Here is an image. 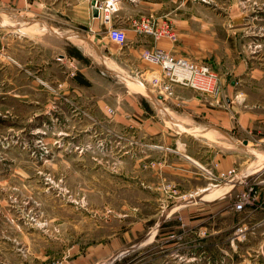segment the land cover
I'll return each mask as SVG.
<instances>
[{"label":"rangeland","instance_id":"1","mask_svg":"<svg viewBox=\"0 0 264 264\" xmlns=\"http://www.w3.org/2000/svg\"><path fill=\"white\" fill-rule=\"evenodd\" d=\"M199 1L219 58L225 44L234 67L264 68V0ZM2 18L0 264H264V168L247 176L264 147L197 142L127 76L72 88L75 68L32 67L31 27ZM262 81L245 94L260 104ZM249 188L255 206L236 210Z\"/></svg>","mask_w":264,"mask_h":264},{"label":"crops","instance_id":"2","mask_svg":"<svg viewBox=\"0 0 264 264\" xmlns=\"http://www.w3.org/2000/svg\"><path fill=\"white\" fill-rule=\"evenodd\" d=\"M90 1L0 0V9L3 18L6 12L7 20L13 18L19 24L31 27V37L18 35L31 40L32 49L39 51L33 54L39 59L33 61L32 67L75 68L77 74L70 82L72 88L80 89L91 83L89 75L93 70H107L118 79L127 76L133 86L159 99L168 116L181 124L183 133L197 142L201 137H208L207 141L214 144L217 142L211 137L232 140L241 137L243 139H239L246 146L264 147L259 141L264 136V103L245 96L259 92L264 68L234 67L225 44V57L219 58L217 20L209 15L210 5L199 0H119L111 21L112 26L125 35V43L118 46L107 41L104 28L92 16ZM144 19L151 20L156 28L168 29L172 38L162 36L153 41L149 36L137 33L134 27ZM151 48L206 64L220 77V96L216 99L196 97L192 91L180 87H174L169 94L157 92L146 82L156 67L140 60L141 52ZM238 86L241 89L235 92ZM139 90L134 93L140 95ZM182 157L192 162L188 156ZM261 167L247 176L259 177L264 165ZM260 181L264 184L263 179ZM256 216L258 214L254 213L252 217L255 218H249V231L259 232L257 227L262 219ZM259 235L264 236V233Z\"/></svg>","mask_w":264,"mask_h":264},{"label":"built area","instance_id":"3","mask_svg":"<svg viewBox=\"0 0 264 264\" xmlns=\"http://www.w3.org/2000/svg\"><path fill=\"white\" fill-rule=\"evenodd\" d=\"M119 0H95L91 6L96 10V19L104 28L105 37L109 43L122 46L125 43V35L120 29L111 24L112 17L117 11ZM134 30L158 40L162 36H170L168 29L156 28L149 19L141 20ZM172 38V37H171ZM140 60L156 67L153 75L146 78L147 84L157 92L169 94L174 87L188 89L196 97L216 99L220 96L219 77L205 64L195 63L181 57L172 55L151 48L140 54ZM264 145V136L259 140ZM261 181L255 184H260ZM257 190L249 188L247 194L240 196L241 203L235 205L236 210H243L245 207H254L256 204Z\"/></svg>","mask_w":264,"mask_h":264},{"label":"water","instance_id":"4","mask_svg":"<svg viewBox=\"0 0 264 264\" xmlns=\"http://www.w3.org/2000/svg\"><path fill=\"white\" fill-rule=\"evenodd\" d=\"M95 4V0H91L90 1V5L93 6ZM97 13H96V10L93 8L92 10V16L93 17H96Z\"/></svg>","mask_w":264,"mask_h":264}]
</instances>
